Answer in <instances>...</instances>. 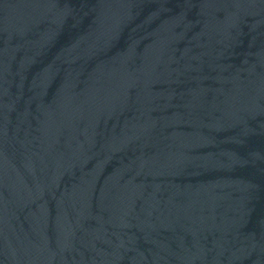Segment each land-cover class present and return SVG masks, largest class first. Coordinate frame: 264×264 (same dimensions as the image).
Here are the masks:
<instances>
[{"label":"water","instance_id":"obj_1","mask_svg":"<svg viewBox=\"0 0 264 264\" xmlns=\"http://www.w3.org/2000/svg\"><path fill=\"white\" fill-rule=\"evenodd\" d=\"M0 264H264V0H0Z\"/></svg>","mask_w":264,"mask_h":264}]
</instances>
